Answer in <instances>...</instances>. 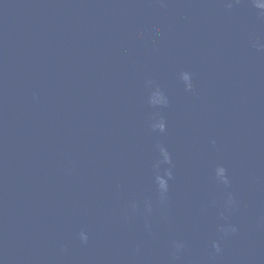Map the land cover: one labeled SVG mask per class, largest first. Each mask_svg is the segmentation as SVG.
<instances>
[{
    "label": "water",
    "instance_id": "1",
    "mask_svg": "<svg viewBox=\"0 0 264 264\" xmlns=\"http://www.w3.org/2000/svg\"><path fill=\"white\" fill-rule=\"evenodd\" d=\"M0 264H264V0H0Z\"/></svg>",
    "mask_w": 264,
    "mask_h": 264
}]
</instances>
